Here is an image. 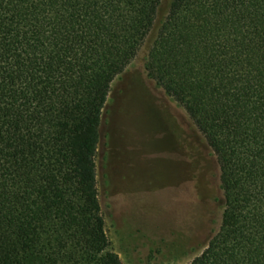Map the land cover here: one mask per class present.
<instances>
[{
  "label": "trees",
  "instance_id": "trees-1",
  "mask_svg": "<svg viewBox=\"0 0 264 264\" xmlns=\"http://www.w3.org/2000/svg\"><path fill=\"white\" fill-rule=\"evenodd\" d=\"M0 0V264H121L97 187L114 81L145 71L219 168L189 264H264V0Z\"/></svg>",
  "mask_w": 264,
  "mask_h": 264
},
{
  "label": "rangeland",
  "instance_id": "rangeland-1",
  "mask_svg": "<svg viewBox=\"0 0 264 264\" xmlns=\"http://www.w3.org/2000/svg\"><path fill=\"white\" fill-rule=\"evenodd\" d=\"M172 0H162L159 19ZM143 50L112 84L96 155L110 251L121 264H189L217 230L219 168L184 111L148 78Z\"/></svg>",
  "mask_w": 264,
  "mask_h": 264
}]
</instances>
